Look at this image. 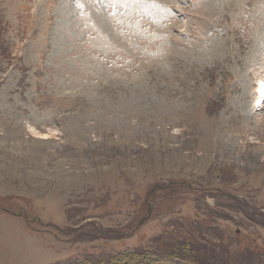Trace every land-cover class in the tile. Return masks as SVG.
<instances>
[{
    "label": "rangeland",
    "instance_id": "374dc122",
    "mask_svg": "<svg viewBox=\"0 0 264 264\" xmlns=\"http://www.w3.org/2000/svg\"><path fill=\"white\" fill-rule=\"evenodd\" d=\"M189 242L264 264V0H0V264Z\"/></svg>",
    "mask_w": 264,
    "mask_h": 264
},
{
    "label": "trees",
    "instance_id": "16d2710c",
    "mask_svg": "<svg viewBox=\"0 0 264 264\" xmlns=\"http://www.w3.org/2000/svg\"><path fill=\"white\" fill-rule=\"evenodd\" d=\"M208 244H197L193 242L183 243L180 246H172L169 252H157L156 250H144L135 252L133 254H125L115 258L99 259L94 262L86 264H164L171 262L173 259H178L186 264H220L215 252L210 250ZM202 251V252H200ZM245 258L246 264H253L249 262L248 256ZM223 262H221L222 264ZM227 264V263H224Z\"/></svg>",
    "mask_w": 264,
    "mask_h": 264
}]
</instances>
